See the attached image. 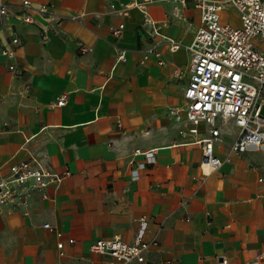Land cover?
<instances>
[{
  "label": "crops",
  "instance_id": "crops-1",
  "mask_svg": "<svg viewBox=\"0 0 264 264\" xmlns=\"http://www.w3.org/2000/svg\"><path fill=\"white\" fill-rule=\"evenodd\" d=\"M30 1L54 6L60 21L0 0L8 10L0 21V180L9 166L32 158L71 175L36 193L28 216L0 205V264H102L108 258L93 244L116 237L132 244L143 219L144 240L157 243L143 264H264V153L205 172L198 141L208 128L194 136L171 114L186 103V47L201 24L193 2L148 4L153 27L132 0ZM23 13L35 23L17 21ZM222 21L241 27L231 9ZM7 47L14 58L2 54ZM217 125L225 144L216 154L226 159L239 129L232 120Z\"/></svg>",
  "mask_w": 264,
  "mask_h": 264
},
{
  "label": "built area",
  "instance_id": "built-area-1",
  "mask_svg": "<svg viewBox=\"0 0 264 264\" xmlns=\"http://www.w3.org/2000/svg\"><path fill=\"white\" fill-rule=\"evenodd\" d=\"M157 1L169 0H132L130 7H136L146 16L151 26L155 23L150 19L147 5ZM186 4L187 0H177ZM194 8L200 13L201 24L198 27L191 44L186 47L191 64V77L185 91V106L171 111L177 122H186L190 133L198 136L201 127L208 128L209 136L201 139L203 161L201 164L205 172H213L230 162L232 157L246 153H264V105L261 100L264 92V51L256 47L257 40H264V0H191ZM24 8L35 11V14L45 17L51 24L60 21L54 6L41 5L34 7L30 0H19ZM238 13L241 27H235L222 21L225 10ZM8 16L7 6L0 4V21ZM16 20L24 24L35 23L31 13L19 14ZM51 27L44 29V39L47 38ZM124 26L115 31L118 38L122 36ZM11 44L21 45L19 38H13ZM180 43L172 42V50H180ZM2 54L9 58L15 57V52L4 48ZM125 58L123 52L119 59ZM17 71V66L10 67ZM66 96L57 102L62 106ZM234 121L239 129L238 137L233 144L228 145L229 152L226 159L216 154L217 145H224L218 121ZM136 155L141 152L137 150ZM148 162L155 163V154H146ZM144 166L141 165L140 169ZM70 172L57 173L45 166L38 159L9 166L8 175L0 180V205L12 210L23 209L28 216L27 209L36 193L44 192L52 185L62 183L70 177ZM138 170L134 171V178H138ZM141 231L132 244L116 237L111 240H98L92 246V251L107 257L102 264H143L145 253L155 241L144 240L146 220H141ZM54 232L58 238L63 233L50 224L44 226ZM74 240H69L73 244ZM59 256H65V243H58ZM227 261L224 260V264Z\"/></svg>",
  "mask_w": 264,
  "mask_h": 264
},
{
  "label": "rangeland",
  "instance_id": "rangeland-1",
  "mask_svg": "<svg viewBox=\"0 0 264 264\" xmlns=\"http://www.w3.org/2000/svg\"><path fill=\"white\" fill-rule=\"evenodd\" d=\"M188 22H189V30H190L189 32L192 33L195 26L194 20L189 19ZM255 45L257 48L264 51V40L263 41L257 40Z\"/></svg>",
  "mask_w": 264,
  "mask_h": 264
}]
</instances>
